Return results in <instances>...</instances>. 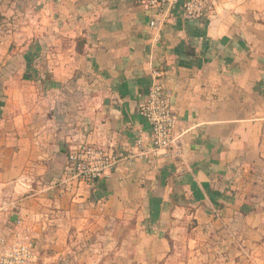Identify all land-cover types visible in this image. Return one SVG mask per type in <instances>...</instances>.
<instances>
[{
    "label": "crops",
    "instance_id": "1",
    "mask_svg": "<svg viewBox=\"0 0 264 264\" xmlns=\"http://www.w3.org/2000/svg\"><path fill=\"white\" fill-rule=\"evenodd\" d=\"M212 2L189 20L136 0H0V198L36 229V264H240L264 166V0ZM153 69L178 148L72 180L71 149L118 154L148 129Z\"/></svg>",
    "mask_w": 264,
    "mask_h": 264
},
{
    "label": "built area",
    "instance_id": "2",
    "mask_svg": "<svg viewBox=\"0 0 264 264\" xmlns=\"http://www.w3.org/2000/svg\"><path fill=\"white\" fill-rule=\"evenodd\" d=\"M146 11L152 7H178L189 20L208 18L213 12L212 0H136ZM156 19L149 21L155 27ZM152 82L146 98L139 107V114L148 129L136 134L123 152L113 153L102 145L80 144L68 153L65 168L70 178L92 188L97 181L121 158L134 160L136 156L172 154L178 147L176 115L165 88L163 72L153 69ZM37 231L24 215L19 213L18 202L0 198V264H36L35 247Z\"/></svg>",
    "mask_w": 264,
    "mask_h": 264
},
{
    "label": "rangeland",
    "instance_id": "3",
    "mask_svg": "<svg viewBox=\"0 0 264 264\" xmlns=\"http://www.w3.org/2000/svg\"><path fill=\"white\" fill-rule=\"evenodd\" d=\"M248 184L244 192L250 197V204H247L245 210H250L248 212L256 217L258 231L255 235H251L255 238H251L249 244L244 243L247 240L244 235L233 238L231 234H228L226 239L229 240V236L233 238L238 250L235 249L238 253L237 261L240 264H264V166L254 173ZM245 219L240 220L241 226L247 224Z\"/></svg>",
    "mask_w": 264,
    "mask_h": 264
}]
</instances>
